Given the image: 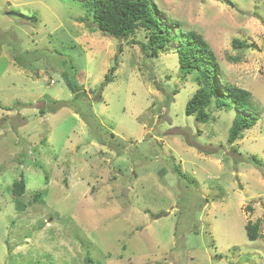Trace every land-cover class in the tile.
<instances>
[{"label": "rangeland", "instance_id": "374dc122", "mask_svg": "<svg viewBox=\"0 0 264 264\" xmlns=\"http://www.w3.org/2000/svg\"><path fill=\"white\" fill-rule=\"evenodd\" d=\"M87 1L0 0V264H264V0H153L173 34L204 37L220 84L251 92L258 121L233 145L234 110L186 115L183 39L153 57L148 30L103 36ZM71 64L99 137L71 105Z\"/></svg>", "mask_w": 264, "mask_h": 264}, {"label": "trees", "instance_id": "16d2710c", "mask_svg": "<svg viewBox=\"0 0 264 264\" xmlns=\"http://www.w3.org/2000/svg\"><path fill=\"white\" fill-rule=\"evenodd\" d=\"M86 6L92 13L93 22L101 35L116 39L127 40L136 35L140 29H146L150 32L149 42L145 50H150V55L157 57L159 52L166 50L172 41H181L176 53L179 57L180 68L182 70V80H186L190 75H195V81L198 89L187 103L186 115L195 116L198 123L206 124L212 119V108L234 110L235 117L228 133V143L233 145L239 139H242L245 130L252 129L257 121V116L252 112L254 105L252 95L248 90L220 84L218 77L221 75V68L216 59L214 51L206 42L204 37L195 32L188 31L181 34L177 31L175 34L168 27L162 25V21L156 16L153 8V0H88ZM0 44H4L3 42ZM235 48H247L239 40L233 42ZM122 52V49H119ZM119 54L115 57L116 65L112 66L105 76V81L101 84L100 91L113 82L114 74L117 71ZM15 61L18 65L27 67L20 54L16 53ZM68 89L73 94L71 105L76 114L80 115L90 127L92 132L97 131L98 137L103 130L100 120L92 111V103L86 92L83 90V79L78 76L74 65L69 66L68 71L62 74ZM177 94V91L174 92ZM100 97V96H99ZM58 107L67 105L57 102ZM56 108L51 109L54 111ZM44 114L45 111L41 110ZM249 114V115H248ZM115 138V134L111 133ZM112 138V139H113ZM103 145L105 143L103 142ZM122 145H117V148ZM124 153L119 151L118 155ZM174 171L184 176L179 168ZM26 181L21 177L19 181L13 184V194L16 198L22 197L25 193ZM40 196H36L37 201ZM17 206L20 209L24 206ZM249 240L256 241L258 238V223H248L246 226ZM87 264H93L91 257H86Z\"/></svg>", "mask_w": 264, "mask_h": 264}, {"label": "water", "instance_id": "95a60500", "mask_svg": "<svg viewBox=\"0 0 264 264\" xmlns=\"http://www.w3.org/2000/svg\"><path fill=\"white\" fill-rule=\"evenodd\" d=\"M168 214H166L165 216H167ZM160 218L162 217V215L161 216H159Z\"/></svg>", "mask_w": 264, "mask_h": 264}]
</instances>
